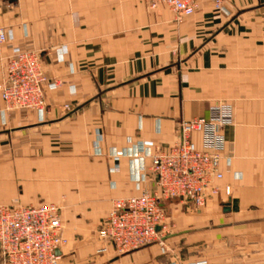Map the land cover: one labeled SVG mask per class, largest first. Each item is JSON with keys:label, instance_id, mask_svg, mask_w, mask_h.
I'll return each instance as SVG.
<instances>
[{"label": "crops", "instance_id": "obj_1", "mask_svg": "<svg viewBox=\"0 0 264 264\" xmlns=\"http://www.w3.org/2000/svg\"><path fill=\"white\" fill-rule=\"evenodd\" d=\"M224 6L208 1L178 23L145 0H0L10 36L0 42V83L15 48L39 52L59 82L45 88L43 117L7 110L0 94V206H62L61 264H264V0ZM218 102L235 117L222 161L231 196L167 206L174 227L163 244L106 246L98 232L113 200L157 188L149 171L142 179L135 146L167 148L181 121ZM221 249L223 261L206 253Z\"/></svg>", "mask_w": 264, "mask_h": 264}, {"label": "built area", "instance_id": "obj_2", "mask_svg": "<svg viewBox=\"0 0 264 264\" xmlns=\"http://www.w3.org/2000/svg\"><path fill=\"white\" fill-rule=\"evenodd\" d=\"M149 8L167 6L178 23L192 16L204 3L212 1L218 12H226L224 0H145ZM0 29V42L6 41ZM50 82L41 54L15 48L5 64L0 94L7 110H31L42 117L47 108L45 88ZM70 109V105H65ZM232 105L213 104L208 116L180 122L177 139L167 148H155L153 142L137 144L142 179L148 171L156 183L154 192L116 198L99 228V238L120 253L160 242L167 235L165 204L180 200L194 208H204L215 198H229L232 188L224 184L222 161L227 149L224 130L234 123ZM200 136L198 142L195 138ZM117 157L118 154H115ZM150 158L147 167L144 158ZM69 243L64 234L62 208L55 203L0 206V264H59ZM105 250V248H103ZM60 251L61 254H58ZM183 264H208L204 261Z\"/></svg>", "mask_w": 264, "mask_h": 264}, {"label": "rangeland", "instance_id": "obj_3", "mask_svg": "<svg viewBox=\"0 0 264 264\" xmlns=\"http://www.w3.org/2000/svg\"><path fill=\"white\" fill-rule=\"evenodd\" d=\"M179 202H181L180 200H176V201H169V202H166V204H165V208H164V211H165V215H166V222L168 223V227H167V232H166V234H169L171 231H173V223L171 222V221H169V216H170V213L167 211V209H166V207L167 206H170L171 204H176V203H179ZM61 208H62V206H60ZM202 249V248H201ZM202 252H204L205 250H201ZM184 254H185V256H193V255H198L199 253L196 251H190V250H187V249H185L184 250V252H183ZM206 253H207V255L211 258V260H217V259H219L220 257H222L223 256V251H222V249L221 250H211V251H206ZM203 254V253H202ZM219 260H221V261H223L224 260V258H221V259H219ZM204 262H206V263H208L206 260H204ZM59 264H61V261H60V263Z\"/></svg>", "mask_w": 264, "mask_h": 264}, {"label": "water", "instance_id": "obj_4", "mask_svg": "<svg viewBox=\"0 0 264 264\" xmlns=\"http://www.w3.org/2000/svg\"><path fill=\"white\" fill-rule=\"evenodd\" d=\"M177 201H178V200H177ZM224 210H225V211H230V205L228 204V205L225 207ZM57 253H58V254H61L60 251H57Z\"/></svg>", "mask_w": 264, "mask_h": 264}]
</instances>
